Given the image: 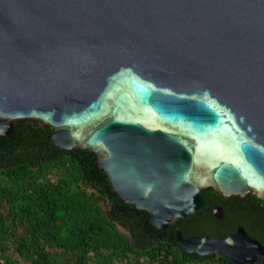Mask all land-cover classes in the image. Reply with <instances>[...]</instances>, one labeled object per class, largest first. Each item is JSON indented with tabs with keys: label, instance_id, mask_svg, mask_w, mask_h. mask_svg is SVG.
Masks as SVG:
<instances>
[{
	"label": "water",
	"instance_id": "95a60500",
	"mask_svg": "<svg viewBox=\"0 0 264 264\" xmlns=\"http://www.w3.org/2000/svg\"><path fill=\"white\" fill-rule=\"evenodd\" d=\"M22 122L93 153L160 230L202 211L209 187L264 199V0H0V136ZM176 238L264 264L244 226Z\"/></svg>",
	"mask_w": 264,
	"mask_h": 264
},
{
	"label": "trees",
	"instance_id": "16d2710c",
	"mask_svg": "<svg viewBox=\"0 0 264 264\" xmlns=\"http://www.w3.org/2000/svg\"><path fill=\"white\" fill-rule=\"evenodd\" d=\"M52 134L22 122L0 136V264H234L187 252L177 227L185 236L227 237L244 226L264 245L258 195L225 199L206 188L202 211L160 230L148 211L120 198L93 153L64 150Z\"/></svg>",
	"mask_w": 264,
	"mask_h": 264
},
{
	"label": "rangeland",
	"instance_id": "374dc122",
	"mask_svg": "<svg viewBox=\"0 0 264 264\" xmlns=\"http://www.w3.org/2000/svg\"><path fill=\"white\" fill-rule=\"evenodd\" d=\"M52 251H54V253L56 254L57 258H60L61 257V256H58V254H57V252L55 250H52Z\"/></svg>",
	"mask_w": 264,
	"mask_h": 264
},
{
	"label": "flooded vegetation",
	"instance_id": "af4514ba",
	"mask_svg": "<svg viewBox=\"0 0 264 264\" xmlns=\"http://www.w3.org/2000/svg\"><path fill=\"white\" fill-rule=\"evenodd\" d=\"M218 205H220V204H218ZM222 206V205H221ZM223 207V206H222ZM224 210V209H223Z\"/></svg>",
	"mask_w": 264,
	"mask_h": 264
}]
</instances>
